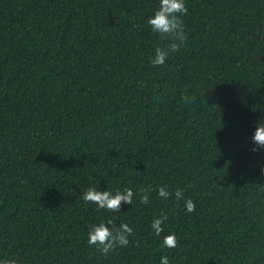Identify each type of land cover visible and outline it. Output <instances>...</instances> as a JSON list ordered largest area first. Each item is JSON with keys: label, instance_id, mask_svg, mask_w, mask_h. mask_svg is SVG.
I'll list each match as a JSON object with an SVG mask.
<instances>
[{"label": "trees", "instance_id": "obj_1", "mask_svg": "<svg viewBox=\"0 0 264 264\" xmlns=\"http://www.w3.org/2000/svg\"><path fill=\"white\" fill-rule=\"evenodd\" d=\"M159 0H0V259L17 264H264V0H186L164 64ZM181 189L196 203L165 200ZM88 187L144 189L117 212ZM161 211L162 248L150 227ZM128 223L104 253L88 225ZM162 233L161 236L164 234Z\"/></svg>", "mask_w": 264, "mask_h": 264}, {"label": "clouds", "instance_id": "obj_2", "mask_svg": "<svg viewBox=\"0 0 264 264\" xmlns=\"http://www.w3.org/2000/svg\"><path fill=\"white\" fill-rule=\"evenodd\" d=\"M187 11L186 0H159L156 10L148 16L146 24L153 33L159 34L162 38L172 37V42L169 45L155 49L154 56L149 59L152 66L164 64L169 54L177 51L185 43L187 37L181 16L186 14ZM251 141V152L264 150V119H261V117L254 122ZM261 172L264 173V168H261ZM156 194L159 198L165 200L172 196L177 201L183 200V208L188 213L195 210V201L190 197H185L183 191L179 188L171 192L165 186H160ZM134 195L139 197L140 203H149L148 195L144 189L137 190L134 194L131 188L113 192L107 189L98 190L95 187H88L81 193L84 201L91 202L97 209H107L109 212L120 211L122 208L121 201L130 205ZM167 220L168 215L161 211L158 216L153 217L150 227L156 236L161 237L162 248H175L177 245L175 232L168 231L164 233ZM132 231L133 229L128 223L121 221L117 227L113 217H104L88 225L86 243L107 253L117 245H127L129 243L128 237ZM162 233L164 234L161 236ZM0 264H17V262L14 259L3 258L0 259ZM160 264H170L169 257L161 255Z\"/></svg>", "mask_w": 264, "mask_h": 264}]
</instances>
